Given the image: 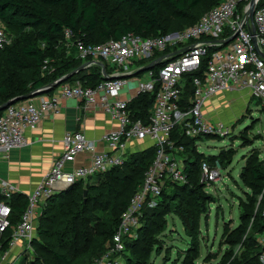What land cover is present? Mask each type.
<instances>
[{"label":"built area","instance_id":"2783aa9c","mask_svg":"<svg viewBox=\"0 0 264 264\" xmlns=\"http://www.w3.org/2000/svg\"><path fill=\"white\" fill-rule=\"evenodd\" d=\"M250 1L222 0L193 24L151 37L129 32L94 44L81 39L73 41L72 31L65 29L64 43L76 49L81 66L97 64L103 76L129 74L147 64H158L146 70V81L139 79L140 73L105 78L95 85L67 80L52 92L17 101L2 111L0 154L5 155L11 148L27 144L26 130L37 128L47 114L58 112L61 98H76L86 110H102L118 121V128L100 138L105 149H100L98 142L82 130L66 132L63 151L40 183L27 194L28 204L14 224L10 199L19 190L9 181L0 180V192L4 196L0 199V264H14L17 257L12 251L24 247L35 236L39 210L52 195L78 180H94L97 174L123 165L132 152L153 146L155 157L122 213L106 250L88 263L118 264L117 255L125 250L126 240L136 238L144 224V208L157 205L169 183L189 182L185 146L174 136L198 139L228 131L227 124L210 119L205 111L206 103L220 92L245 90L250 97L264 102V0L255 1L253 19ZM235 33L232 40L225 42ZM10 42L0 18V49ZM48 61L43 65L45 70L50 67ZM187 74L191 75L189 83ZM133 78L138 82L136 93L123 97V88ZM188 84L192 90L185 95ZM143 92L155 94L147 121L135 118L129 107ZM133 142H143L144 147L135 148ZM195 145L197 148L196 141ZM80 154H86L88 161L68 168ZM219 166L218 161L201 159L200 176L206 186L222 178ZM262 221L258 241L259 260L264 264V207ZM5 242L6 248L2 249Z\"/></svg>","mask_w":264,"mask_h":264},{"label":"trees","instance_id":"16d2710c","mask_svg":"<svg viewBox=\"0 0 264 264\" xmlns=\"http://www.w3.org/2000/svg\"><path fill=\"white\" fill-rule=\"evenodd\" d=\"M221 1L0 0V18L14 28V32L17 34L13 44H8L0 49V104L14 96L25 94L49 84L82 65V60L77 56L74 47L68 48L66 46L68 56L60 57L57 55L61 50V44H65V29L67 28L73 33V41L81 39L86 43L94 44L105 42L110 38H120L123 34L129 32H134L143 37H151L188 26L168 28L165 25L166 18L162 19L161 17V12L164 10L165 5L170 8V12L173 15L187 19L193 16L191 11L199 9L200 12H203L202 16L205 13L204 11H208ZM59 8H63L61 17L56 16L52 12V10ZM129 8L134 10V14L128 10ZM190 20H195V17ZM27 27L31 28L29 32H25ZM43 42L45 43L44 45L42 44ZM46 59L49 60L50 66L47 70L43 69ZM144 61L146 62V60L141 62ZM205 63L206 61L203 63V68ZM10 68L15 70L11 71ZM111 68L109 67L108 71H111ZM18 69H28L32 73L29 78H26L23 77ZM186 77L189 83L191 75L187 74ZM102 79H105V77L101 73V68L95 64L91 67L80 69L68 80H80L84 84L95 85ZM57 87L49 92L54 91ZM191 90L192 86L188 84L184 94L188 95ZM154 98V92L138 94L129 105L134 117H141L147 121ZM2 111H0V115ZM177 131L179 132V129ZM174 138L178 139V143H182L185 146V153L187 154L186 170L189 174V181L198 182L202 158H206L212 163L219 161L215 155L205 156L197 150L195 145L197 138L179 134L175 135ZM154 157L155 148L153 146L137 150L130 154L123 165L97 174L94 180L86 182L78 180L68 188L52 195L47 200L45 209H47V206L55 205L57 200L63 197L71 198L66 202L59 201V215L50 218L51 224L49 228L52 232H48L45 229V233L53 235L59 247L65 251L72 248L77 249L80 244H91L93 241L85 230L88 226V220L82 219L80 214L98 213L99 215L102 213L107 214V218L103 222L106 227L104 233L111 239L119 225L122 213L126 210L132 195L142 183L145 171ZM246 170L247 174L246 171L242 172L241 178L252 188L257 196L260 195V198L258 200L256 195L252 196L241 205L240 216L243 221L224 240V243L231 246L241 242L243 250L239 254L228 252L219 264H261L259 260L261 245L258 241V234L263 226L264 168L247 165ZM189 187V184L169 183L158 199L157 206L144 208V222L156 214V210L163 202L170 201L177 189L182 191ZM85 189L87 190V197L84 196ZM76 195H79L80 198L74 199ZM2 198L4 196L0 192V199ZM10 203L13 207L12 223L14 224L28 204L27 195L20 192L14 193ZM255 203H258V209L261 210V221L257 217V210H254ZM71 210L72 212H79V214H70ZM180 212L183 215L193 213L182 208H180ZM37 223H39V216ZM194 225L195 223L192 219L191 226L194 227ZM144 230L145 226L143 224L136 238H128L126 240V247L133 249L141 241L140 237ZM188 235L193 236L194 234L188 232ZM6 243L2 245V249L6 248ZM102 249L98 250L97 253L91 250V254H96V257H99L106 250V247ZM196 249L197 245L192 241L190 248L185 253L187 258L181 264H199L196 260L197 255L190 254L192 251L195 253ZM55 254L62 264H71L66 253L55 252Z\"/></svg>","mask_w":264,"mask_h":264},{"label":"rangeland","instance_id":"374dc122","mask_svg":"<svg viewBox=\"0 0 264 264\" xmlns=\"http://www.w3.org/2000/svg\"><path fill=\"white\" fill-rule=\"evenodd\" d=\"M164 7L161 17L166 18L165 25L168 28L192 24L203 13L195 9L191 11V18L184 19L173 15L167 5ZM128 10L134 14V10ZM52 12L61 17L63 8L54 9ZM194 17L195 20L191 21ZM3 25L11 39L10 44H13L17 37L14 28L6 22H3ZM30 30L31 28L27 27L25 32ZM60 48L57 55L68 56L66 45L61 44ZM18 71L26 78L32 73L28 69ZM139 79H148L146 70L140 72ZM224 93V98L218 95L211 98L205 105V111L210 119L227 124L228 131L207 134L196 140L199 152L205 156L215 155L219 159L222 178L206 186L199 176L198 182L191 180L186 183L189 188L182 191L177 189L172 199L163 202L156 214L144 222L145 230L140 237L141 241L133 249L126 247L117 255L118 264H181L187 258L185 253L192 241L196 243L197 249L195 253L192 251L190 254L197 255L199 264H219L228 252L239 254L243 250L241 242L231 246L224 243V240L243 221L240 216L241 205L256 195L241 178L242 172L246 171L247 174V165L264 168V102L250 97L245 90H226ZM84 196L87 197V192ZM69 198L71 197L66 196L57 200L55 205L47 206V209L46 205L40 208L36 234L24 247L12 251L17 257L14 258V264H62L55 252L66 253L71 264H85L96 257V254H91V250L97 253L107 246L111 240L104 233L106 227L103 222L107 214H80L82 219L88 220L85 230L93 241L91 244H80L77 249L65 251L59 247L53 235L45 233V229L52 232L49 228L50 218L59 215V201L66 202ZM79 198V195L74 197ZM257 198L259 200L260 195ZM180 208L193 213L183 215ZM254 210H257V217L261 221L258 203H255ZM74 213L79 214L71 210L70 214ZM192 219L194 227L191 226ZM188 232L194 235L190 236Z\"/></svg>","mask_w":264,"mask_h":264},{"label":"crops","instance_id":"0c3cea01","mask_svg":"<svg viewBox=\"0 0 264 264\" xmlns=\"http://www.w3.org/2000/svg\"><path fill=\"white\" fill-rule=\"evenodd\" d=\"M137 84L136 79L129 80L122 90V96L135 94ZM224 94L220 92L217 95L224 98ZM117 128L118 121L102 110H86L76 98H61L58 112L47 114L37 128L26 130L27 144L11 148L7 155L0 154V180L9 181L20 193L27 195L40 183L55 158L63 151V135L66 132L82 130L98 142L100 149H105L100 138ZM132 145L135 148L144 147L143 142H133ZM88 159L86 154H80L75 162L68 164V168Z\"/></svg>","mask_w":264,"mask_h":264},{"label":"water","instance_id":"95a60500","mask_svg":"<svg viewBox=\"0 0 264 264\" xmlns=\"http://www.w3.org/2000/svg\"><path fill=\"white\" fill-rule=\"evenodd\" d=\"M255 1L256 0H251L250 1V9H249V12H250L251 19H253V13H254V10L256 8ZM236 35H237V33L233 34L225 42H228V41L232 40ZM155 64H158V62H153V63L147 64L145 66H142L141 68H138L137 70H135L134 72L129 73V74H116V75H104V76H105V78L128 77V76L136 75L137 73H140L141 71L150 69ZM82 68H83V66H80L79 68H77V69H75V70H73V71H71V72H69V73H67V74L59 77L58 79L54 80L53 82H51L49 84H46V85H44V86H42L40 88L31 90V91H29V92H27L25 94H20V95H17V96H14V97L8 99L7 101H5L2 104H0V111L4 110L5 108H7L8 106H10L11 104H13V103H15L17 101L25 100V99L34 97L36 95H39V94H42V93H46V92H49V91L53 90L55 87H57L61 83L67 81L72 75H74L76 72H78ZM86 192H87V190L85 189L84 190V194H86Z\"/></svg>","mask_w":264,"mask_h":264}]
</instances>
